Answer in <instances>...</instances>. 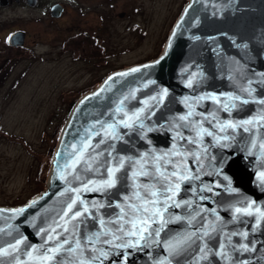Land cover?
Masks as SVG:
<instances>
[{"label": "water", "instance_id": "water-1", "mask_svg": "<svg viewBox=\"0 0 264 264\" xmlns=\"http://www.w3.org/2000/svg\"><path fill=\"white\" fill-rule=\"evenodd\" d=\"M72 105L0 264H264V0H188Z\"/></svg>", "mask_w": 264, "mask_h": 264}, {"label": "rangeland", "instance_id": "rangeland-1", "mask_svg": "<svg viewBox=\"0 0 264 264\" xmlns=\"http://www.w3.org/2000/svg\"><path fill=\"white\" fill-rule=\"evenodd\" d=\"M187 1L80 0L84 12L71 8L76 19L69 34L79 33L77 23H82L87 43L40 56L0 120V206L24 204L45 190L50 148L57 147L72 104L111 72L159 56ZM54 30L43 40H62ZM68 99L71 103H64Z\"/></svg>", "mask_w": 264, "mask_h": 264}, {"label": "flooded vegetation", "instance_id": "flooded-vegetation-1", "mask_svg": "<svg viewBox=\"0 0 264 264\" xmlns=\"http://www.w3.org/2000/svg\"><path fill=\"white\" fill-rule=\"evenodd\" d=\"M72 7L79 12L85 11L80 0H0V120L5 115L7 103L22 87L24 78L40 56H48L51 50L64 54L87 43V29L82 23H77L79 33L69 34L72 29L69 23L75 18ZM54 29L62 35V40H54V37L43 40L42 37L49 30L54 33ZM73 37L76 43L72 42ZM66 102L71 103L69 99ZM55 148L53 143L50 148L53 157Z\"/></svg>", "mask_w": 264, "mask_h": 264}]
</instances>
